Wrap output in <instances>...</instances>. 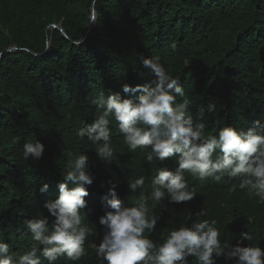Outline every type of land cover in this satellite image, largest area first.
I'll list each match as a JSON object with an SVG mask.
<instances>
[{"label":"trees","instance_id":"1","mask_svg":"<svg viewBox=\"0 0 264 264\" xmlns=\"http://www.w3.org/2000/svg\"><path fill=\"white\" fill-rule=\"evenodd\" d=\"M94 1L0 0V54L17 48L0 57V240L15 258L34 245L43 248L33 241L27 223L48 216L51 224L43 205L59 195L56 184L80 154L89 156L86 167L94 176L85 197L88 207L81 210L82 224L93 234L80 261L61 257L55 264H107L95 252L108 231L99 217L111 211L103 200L111 199L105 182L119 184L122 207H134L142 190L133 192L128 184L144 176L147 195L157 169L177 163L176 158L149 163L145 155L128 152L114 119L111 163L101 162L96 146L77 136L96 118L91 101L100 94L119 92L138 100L142 93L125 94L121 85L154 79L141 57L160 58L191 101L194 122L204 123L206 131L226 126L246 131L254 121H264V0H96V21L87 33ZM209 105L215 110L208 111ZM37 139L45 145L43 157L24 159L23 144ZM186 179L196 198L156 205L161 219L149 238L163 243L173 229L215 219L222 244H235L247 231L253 235L250 243L264 248V202L240 189L239 178ZM44 183L49 184L45 195L39 192ZM202 210L207 215L198 217ZM189 264H197L196 259L189 257ZM217 264L235 260L221 256Z\"/></svg>","mask_w":264,"mask_h":264},{"label":"clouds","instance_id":"2","mask_svg":"<svg viewBox=\"0 0 264 264\" xmlns=\"http://www.w3.org/2000/svg\"><path fill=\"white\" fill-rule=\"evenodd\" d=\"M141 65L154 79L135 86L121 85L125 94L142 93L138 100L122 97L119 92L107 97L100 94L91 101L97 109L96 118L78 129L77 136L86 137L96 146L95 153L101 162L111 163L115 150L109 125L114 119L128 152L145 155L149 163L154 160L163 163L169 158H176L177 163L157 169L147 195L143 194L144 176L128 184L133 192L137 188L142 190L134 207H122L116 191L119 184L113 180L105 182L111 199L105 196L103 200L111 211L99 217V225L106 226L108 231L95 246L97 259L102 258L107 264H189V257H194L197 264H217V258L223 256L234 259L235 264H264V248L250 243L251 233L242 231L235 244H222L215 219H198L173 229L163 243L149 238L161 219L153 210L156 205H163L165 200L183 204L196 198L195 187L186 175L217 182L225 177L239 178L240 189H247L250 196L264 202V121H254L246 131L226 126L208 132L204 123L194 122L189 111L191 101L160 58L141 57ZM177 97L184 99L178 102ZM214 110L215 105L208 106V111ZM44 151L45 145L38 139L23 144L26 160L38 161ZM89 159L87 154L75 157L56 184L59 195L45 201L43 207L53 218L51 224L48 216L28 221L27 231L43 248L34 245L15 258L9 244L0 240V264H43L44 260L55 264L61 257L77 262L87 255L85 242L93 230L82 224L81 210L88 207L85 197L90 195L88 186L94 180L86 167ZM48 190V183L39 187L41 194ZM196 215L207 213L202 210Z\"/></svg>","mask_w":264,"mask_h":264},{"label":"water","instance_id":"3","mask_svg":"<svg viewBox=\"0 0 264 264\" xmlns=\"http://www.w3.org/2000/svg\"><path fill=\"white\" fill-rule=\"evenodd\" d=\"M96 2V0L92 3V5H91V10H92V13H93V18H92V20H91V23H90V26H89V28H88V30H87V33L91 30V28L94 26V24H95V21H96V14H95V10H94V3ZM54 28V27H53ZM52 28V29H53ZM17 50V48H7V49H5L1 54H0V57H1V55L4 53V52H11V51H16Z\"/></svg>","mask_w":264,"mask_h":264},{"label":"bare ground","instance_id":"4","mask_svg":"<svg viewBox=\"0 0 264 264\" xmlns=\"http://www.w3.org/2000/svg\"><path fill=\"white\" fill-rule=\"evenodd\" d=\"M134 86H135V85H134ZM132 97H133V96H132ZM137 98H138V97H137ZM8 160H9V159H8ZM174 166H175V165H174ZM63 173H64V172H63ZM46 195H47V194H46ZM40 196H41V195H40ZM40 196H39V197H40ZM41 197H42V196H41ZM43 197H44V196H43ZM96 197H97V196H96ZM100 197H101V196H100ZM39 199H40V198H39ZM37 217H38V216H37ZM22 220H23V219H22ZM71 262H72V261H71Z\"/></svg>","mask_w":264,"mask_h":264}]
</instances>
